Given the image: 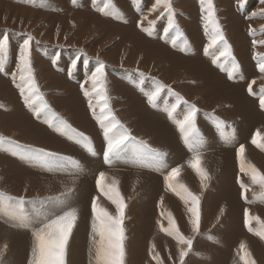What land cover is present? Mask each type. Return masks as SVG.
<instances>
[{"label":"bare ground","instance_id":"1","mask_svg":"<svg viewBox=\"0 0 264 264\" xmlns=\"http://www.w3.org/2000/svg\"><path fill=\"white\" fill-rule=\"evenodd\" d=\"M54 1L65 14L58 18L46 13L35 15L31 23L32 26L39 23L34 27L37 35L45 43L65 42L63 39H48L41 29L48 30L50 18H53L50 23L55 26V31H60L61 35L69 29L66 27L68 22L78 24L80 29L84 28L75 33L77 38L69 44L83 49L85 54L77 60L75 53L78 51H75V57L69 56V50L62 51L56 60L57 50L52 54L45 53L34 45L32 65L41 94L51 102L52 110L58 111V116L90 138L96 155L89 154L74 140L49 128L43 119L29 115L21 106L24 99L19 88L0 78V101L8 105L6 112L0 115L2 136L13 138L19 144L35 145L71 157L80 163L79 169L48 170L13 155L4 144L0 146V193L19 197L25 190V198H28L25 201H32L72 189L69 203L77 209L78 219L69 239L66 264H95L90 254L93 197L97 198L98 206L109 207L108 201L94 191L101 172L105 173V183L116 182V188L128 204V220L124 222V264H154V249L158 250L162 264H181L179 250L186 246L179 245L173 236L162 231L169 226V213L180 233L193 239L192 249L184 257L183 264H242L241 243L256 264H264V239L260 238V231L248 232L241 215L248 209L249 212L260 211L264 216V198L246 202L241 197L242 189L238 183L239 179L246 182L251 191L257 187L256 193L262 192L259 184L251 182L250 175L241 172L240 165L243 163L246 171L250 172L248 166L251 165L264 173V149L251 143L254 133L264 134V108L259 103L264 73L258 70V63L264 57V43H261L264 42V32L257 28L264 19L259 11L264 7V0H245L247 3L242 0H213L216 18L230 46L231 57L239 65L231 79L228 75L231 59H221L219 64H213V57L205 54L208 36L201 0H171L173 19L183 33L182 40L186 41H178L175 45L172 43L175 30L165 33L167 15L154 26L149 24L154 0H136L135 4L133 0H110L111 6L104 12L100 9L104 8L105 0H95V8L82 5L81 0H69V4L66 2L64 5V0ZM50 3L47 0V4ZM29 20L26 22L30 23ZM94 32H98L96 38ZM12 45L13 40L10 41ZM125 51L128 54L124 55ZM9 52L11 59L12 49ZM94 56L111 66L104 68L103 84L114 115L134 137L166 154L163 168L144 167L134 162V145H129L111 164L104 162L103 131L88 104L91 97H96L90 79L99 66V62L91 60ZM125 56L127 59L123 62ZM112 66L127 68L119 70ZM178 81H183L181 86L175 84ZM157 82L171 87L172 93L166 87L153 105L147 96L155 90ZM250 83L253 94L248 91ZM173 93L198 109L196 125L202 142L196 152L189 151L174 121L168 116L167 110L177 103ZM186 110L187 106L181 104L175 117L182 119ZM221 121L223 125L217 127ZM222 131L224 136L232 137L229 142L222 138ZM241 145L245 151L238 161L237 149ZM194 155L199 156L200 167L209 177L203 182V187L200 177L190 167ZM172 168L180 170L175 182L183 184L199 197L200 227L196 233L190 223L188 209L191 203L186 204L166 187L164 177ZM39 207L37 204L36 208ZM25 210L33 212L35 209L26 203ZM32 246L31 229L13 227V221L0 214V249H3L0 264H29L31 256L28 252L31 254Z\"/></svg>","mask_w":264,"mask_h":264},{"label":"snow or ice","instance_id":"2","mask_svg":"<svg viewBox=\"0 0 264 264\" xmlns=\"http://www.w3.org/2000/svg\"><path fill=\"white\" fill-rule=\"evenodd\" d=\"M136 3V0H133ZM110 0H105L104 8L100 11L104 12L105 9L110 7ZM163 6L164 12L161 15H167L168 24L165 28V33L175 30L176 34L172 37V43L175 45L178 41H183V33L179 30L173 19L174 12L172 9L171 0H155L152 10L155 11L158 7ZM202 13H205L202 18L204 20V27L206 35L208 36V44L204 51L206 55L213 57L212 63L219 64L221 59L227 61L231 59V68L228 70L229 78H233L235 72L238 71L239 65L235 59L231 57L230 46L228 45L223 31L220 27L219 21L216 18L215 7L213 0H201ZM153 24L155 22H152ZM139 26V25H138ZM28 37L20 50L18 73L14 75L15 80L19 79L20 83L16 87L20 90V95L25 101L32 114L39 120L43 119L44 123L49 128L54 129L62 136L74 140L80 144L89 154L96 155L90 138L83 132L77 131L66 120L58 116L51 110L50 106L43 100L39 93V87L33 75L31 61L29 59V41ZM256 42L254 41V44ZM264 43V42H261ZM218 51V54H217ZM8 55L7 40H0V72L5 71V63ZM105 65L99 62V66L91 75L92 87L95 96L102 106L100 107V114H96L91 100L89 108L93 111V116L97 120L100 128L103 131L105 147L103 150V158L106 164H111L117 160L128 149L129 145H134L133 161L144 167L163 168L165 153L157 149H153L146 141L138 140L131 132L116 118L114 113L111 112L107 90L103 84ZM258 70L264 73V57L258 63ZM254 83V82H253ZM100 87H97V86ZM83 87V86H82ZM167 87V91L172 93L171 87L165 86L159 82L156 83L155 90L151 91L147 99L150 104H155L158 97ZM248 91L253 94L252 84L248 85ZM85 95L89 93L85 91ZM176 97L177 103H173L171 108L167 110L168 116L176 125V128L181 134L185 145L189 151L196 152L197 148L201 145V138L196 125V116L198 109L195 105H188V101L184 100L178 94L173 93ZM259 103L264 108V88L261 89ZM187 106V110L183 113L182 119H177L175 113L177 108L181 105ZM223 122H218L217 127H221ZM222 138L225 142H229L232 137L224 136L221 132ZM251 143L258 148L264 149V134L259 131L253 134ZM7 144V150L13 155H18L21 159L32 162L42 168L52 170H67L69 168L79 169V161L63 156L59 153L45 150L44 148H34L30 145H21L16 141L8 140L0 136V146ZM244 146L241 145L237 149V159L241 160L244 153ZM190 167L196 171L201 179V187L204 186L203 182L209 179L206 171L200 167V159L198 155H194L190 162ZM249 171H246L243 163L240 165L241 172L250 175L253 184H259L262 189L261 198H264V173H260L254 166L249 165ZM179 168H172L164 177L166 187L175 192L185 203H191L188 211L191 213L190 223L194 233L199 231L200 227V213H199V197L189 191L183 184H177L176 178L179 175ZM105 173H99L96 179L97 189L115 206V214H111L107 209L98 206L97 198L93 197L91 202L92 212V248L90 254L93 256L95 264H124L125 247L124 241L125 229L123 222L125 218L126 204L121 197L120 192L116 188V182L111 184L105 183ZM241 197L247 201L245 192L248 186L240 182ZM72 189L57 196H50L44 199H37L32 201H25L23 196L13 197L0 193V214L7 217L8 220L13 221V227L31 229L33 237V246L29 264H66L67 249L69 239L72 235L73 228L78 219V212L76 208L71 207L69 203V196ZM256 194L254 193V199ZM31 204L34 207L33 212L25 210V204ZM39 204L40 207L36 208ZM255 219L258 223L264 226V221H260L259 217H250L248 209L244 211V224L249 231H252L251 220ZM7 222V221H6ZM168 228H162L169 236H173L179 245H185L179 250V259L183 264L184 257L192 249L193 239L185 238L179 231L175 220L171 214H168ZM261 239H264V232L258 233ZM98 237V239H97ZM6 247V246H5ZM240 260L242 264H256L255 260L251 258V253L246 251V246L241 243L240 245ZM3 254V249H0V255ZM151 254V253H150ZM157 260V264H162L158 259V254L152 257Z\"/></svg>","mask_w":264,"mask_h":264},{"label":"rangeland","instance_id":"3","mask_svg":"<svg viewBox=\"0 0 264 264\" xmlns=\"http://www.w3.org/2000/svg\"><path fill=\"white\" fill-rule=\"evenodd\" d=\"M29 1L28 0H21V1H19V0H9V1L8 0H3V1L0 0V16H1L0 17V40H5L6 39L7 40V46H10V41L13 40V45L8 47V52H9V50L12 49L11 59H13V60L10 59V55H9L10 52H9L8 55H7L8 61H6V63H5V66H6L5 67V71L4 72H0V78L2 79V81L4 80V82H8V83H10L12 85H15V86H16V84L20 83L18 77L15 80V83H14V79H13L14 75H16L18 73V69H16L15 67L19 66V56H20V51L19 50H21V48H22V46L24 44V41L26 39H28V37H31V40L29 41V48H28L30 61H31V52L36 50L35 46H37V50H40V49L44 50L45 53H51L52 54L54 52L53 50H57L56 54H57L58 57L56 58V60H59V55L61 54L62 51L64 52V51L69 50V51H67L69 56H74L75 57L77 55V60H79L78 57H80V58L82 57V56H80L81 54H85V51L83 49L78 48L76 46L72 47V45L69 44V41H72L74 38H77L75 36V33L77 31H79V29H80L78 24L74 25V24H71V23L68 22L66 24V27H69V29L67 31H64V34L61 35L60 31L59 32L55 31V26L50 23V21L53 18H50L49 23H48V30L45 31L42 28L41 32L43 34H46L47 35L46 37L48 39H50V40L56 39V41H58L59 39H63V41H65V42H53V43H57V44H51V43L43 42L42 41L43 39L40 36L37 35V32H36V30L34 28L35 26L39 25V23H37V24L32 26L31 22L34 21V18H35L34 16L37 15V14H40V13L41 14H45L46 13L49 16H52V17L56 16L58 18V17H61L63 15L64 11L63 10H59L58 6H55V5H57V3L54 0L53 1L52 0L51 1L48 0V4H49V2H51L50 5L47 4V0H38V1L37 0H35V1L31 0V3ZM32 1L34 2L33 4H32ZM81 1L83 2L82 5L87 6L88 8H91V7L95 8L96 5H97V1L95 2V0H87V1L86 0H81ZM152 1L153 0H151L150 2H152ZM242 1H243V3H247V1H245V0H242ZM62 2H63V5L66 2L69 4V0H67V1L64 0ZM18 3H20V4H18ZM45 3L48 5V7H47V5ZM53 3H55V4L53 5ZM154 3H155V0H154ZM213 3H214V1H213ZM50 6L53 7V8H50ZM69 6H67V7H69ZM67 7H66V10H67V13H69L70 10ZM259 11L264 16V7L260 8ZM163 12H164L163 6L158 7L155 11L152 10V12L149 13V16H150L149 24L151 23L153 25L152 22H155L154 23V25H155L157 21L158 22L161 21L162 20L161 18L166 16V14L165 15H161ZM4 16H5V18H3ZM32 17H33V20H29V18H32ZM27 20H29L30 23L29 22L27 23L26 22ZM43 20H46V18H43ZM15 24H21V25H15ZM257 28L260 31L264 32V19L262 20V22L259 24V26ZM82 29H80V30L82 31ZM97 34H98V32H94L93 33V35H95L94 38H96ZM32 45L33 46L35 45V46L33 47ZM15 47H17V48H15ZM50 48H52V49H50ZM56 48H58V49H56ZM75 51H78V52L75 53ZM72 52H73V54H72ZM123 54L126 55V54H128V52L125 51V52H123ZM93 58L91 59V60H93V62L94 61L95 62H102L105 65V67H111L106 62L104 63V61H102L99 57L95 58V56H94ZM126 59H127V57L125 56V58H123L122 61L126 62ZM16 61H17V63H16L17 66L15 65ZM8 65H9V67H8ZM11 67L13 69H11ZM31 67H32L33 75L35 77V81H36V83L38 85V82H37L38 80H37V77H36V74H35L36 71L34 69V66L32 65V61H31ZM113 67L114 66H112V68ZM116 67H114L113 69L121 70V68H123V69L127 68V67H123V66H116ZM9 68H10V70H9ZM6 69L9 70V71H7ZM134 69L135 70H140L139 68H134ZM12 70L13 71L15 70L14 73H13ZM180 83L182 85L183 81L175 82V84H178V85H180ZM169 86H171V85H169ZM41 91L42 90L39 87V93L42 96L43 100L50 106L51 110L54 109V107L52 106L51 102L47 101L48 99L43 97V94H41ZM107 96H108V94H107ZM99 102L100 101L98 100L97 97H95V98L91 97V103H92L93 107L97 105L96 106L98 108L97 112H96L97 115L100 114L98 112H100V109H99L101 107L100 103L102 104V102H100V103ZM2 103L3 102L0 101V104H2ZM89 103H90V101L88 102V104ZM108 103H109V96H108ZM3 104L5 106L2 105V107H1L2 109L0 108V115H2L4 113V111L6 112L7 107H8V105H6L5 103H3ZM94 104H96V105H94ZM21 106H22L23 110H25L27 113L29 112L28 113L29 115H33L32 111L28 107H26L25 101H24V104H22ZM109 107H110L111 112L114 113L113 110L111 109L110 103H109ZM52 111H54V110H52ZM54 112L56 114L58 113L57 115H60L58 111L57 112L54 111ZM61 115H62V113H61ZM0 136H2L1 133H0ZM2 137H5V136H2ZM5 138H7V137H5ZM8 140H13V138L12 139H8ZM21 145H24V144L21 143ZM32 147L38 148V146H35V145H32ZM244 184L247 185L246 182ZM255 188H256L255 191H251L248 188V190L245 192V195L247 197V201L254 200V193L256 194V198L255 199L261 198V195L259 193H256V191L258 190L257 187H255ZM94 191L99 197L104 198V199H106L108 201L109 207L107 208V211L114 215L115 214V206L101 192L97 191L95 185H94ZM25 193H26V191L23 190L19 197L23 196L25 198ZM249 196L251 197V199L249 198ZM25 200H28V198L26 197ZM255 203H257V202H255ZM127 207H128V204H126V208H125L124 222L128 220V216L126 215ZM241 215H243V217H244V214H241ZM241 215L238 216V219H239V217ZM249 216L250 217H259L260 221H264V216L262 215V212H260V211L250 210ZM163 219H164V217H163ZM124 222H123V227H124V229H126V226H125ZM251 222H252L254 227H252V231L248 230L249 233L254 234L256 231H260L261 232V228H264V226H262L260 223H258L255 219H252ZM157 252H158V250L154 249V256L157 255ZM28 256H31V254L29 252H28ZM154 262H156L154 264H157V260H154ZM170 264H179V262H175V263L171 262Z\"/></svg>","mask_w":264,"mask_h":264}]
</instances>
